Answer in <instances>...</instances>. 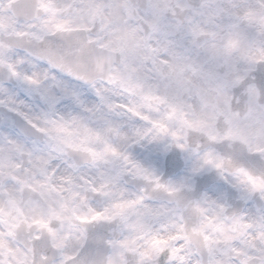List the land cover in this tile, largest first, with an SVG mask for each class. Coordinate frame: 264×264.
<instances>
[{
  "label": "snow or ice",
  "instance_id": "1",
  "mask_svg": "<svg viewBox=\"0 0 264 264\" xmlns=\"http://www.w3.org/2000/svg\"><path fill=\"white\" fill-rule=\"evenodd\" d=\"M0 264H264V0H0Z\"/></svg>",
  "mask_w": 264,
  "mask_h": 264
}]
</instances>
